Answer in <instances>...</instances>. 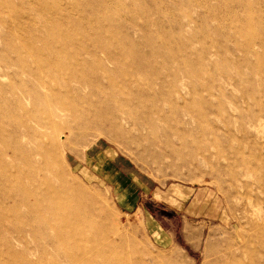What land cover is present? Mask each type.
<instances>
[{
    "label": "rangeland",
    "instance_id": "obj_1",
    "mask_svg": "<svg viewBox=\"0 0 264 264\" xmlns=\"http://www.w3.org/2000/svg\"><path fill=\"white\" fill-rule=\"evenodd\" d=\"M45 2L0 0V264H264V0ZM54 104L77 119L25 165ZM15 167L54 230L9 209Z\"/></svg>",
    "mask_w": 264,
    "mask_h": 264
},
{
    "label": "bare ground",
    "instance_id": "obj_2",
    "mask_svg": "<svg viewBox=\"0 0 264 264\" xmlns=\"http://www.w3.org/2000/svg\"><path fill=\"white\" fill-rule=\"evenodd\" d=\"M45 1L46 2L42 6H38L39 8L35 5L36 2L34 5L38 8L39 11H43L45 13H51V14L63 12L65 9H67V6L70 3V0H62L61 2H54L52 0H45ZM50 66L52 67L54 65L50 64ZM55 109H60L61 111L65 113L68 112L69 110L71 111V114H70L71 118L73 120L77 119V115L73 114V112L75 111V108H70L67 106V104H60V106L58 107L55 106L54 104V109L48 108V112H45L46 115L44 117L36 116V118L32 119L34 122L37 123V126L39 128L38 130L37 129L34 130L33 127L28 126L26 123H22L20 125V127L25 128V130L28 132L26 135H27V138L31 140L30 143H32L33 147L31 151L30 150L27 151V148H25L24 146H21V145L17 146V148L12 151V153L14 154L13 157H15L17 160L19 159L20 161H23V164L25 165L27 164L28 166L29 165L31 166L30 164L32 162L31 156L37 155L41 159V162L44 164V166L46 165L49 155L52 154V151L55 150V146H56V144L54 145L51 141V139L55 135L53 133L48 132L49 130L48 127L55 126V122L53 120V117H55L53 113ZM97 111L101 113L102 109H99ZM94 115H98V113L96 112L92 116ZM83 126L84 124H81V127ZM25 181H27L30 184V187H32L30 190H27L24 187ZM35 184L36 183L33 177V173L31 171H27V173H24L21 170V168L15 167L13 173L6 174V200L16 202V204H12L11 208L9 207V209L16 211L20 206H25L27 208V211H28L27 213L29 214V218L31 220V221L28 220V223H27L28 233L34 238L38 235V229L34 228L33 227L34 224L31 223L32 221L35 222L34 220L41 222V224L40 225L38 224V226L41 227L42 230H46L45 228L47 227L49 229L50 228L53 229V226L51 227L48 222L44 224V222L40 218L36 217V215H38L39 212L41 211L49 212L51 208V205L49 204L43 206V208H41L40 206V204H43V201L44 202L48 201L47 198H49V193L51 192L50 188L48 187V191L42 194L43 195L42 196L38 192L39 191L38 187L40 185L37 186L38 184L37 185ZM80 195H83V194H80ZM40 197L41 199L39 200ZM30 198L33 199V203L31 204L28 203ZM18 213H19V209H18ZM19 232H20V237H21V234L23 232L22 231H19ZM43 239H45V237H43ZM46 241L48 242L49 245H54L52 240H50L49 238ZM56 245H54L55 246L54 248H56ZM82 258H83V255L68 256L66 257V260H64V263L65 264H76L77 262L82 261L81 260Z\"/></svg>",
    "mask_w": 264,
    "mask_h": 264
},
{
    "label": "crops",
    "instance_id": "obj_3",
    "mask_svg": "<svg viewBox=\"0 0 264 264\" xmlns=\"http://www.w3.org/2000/svg\"><path fill=\"white\" fill-rule=\"evenodd\" d=\"M177 192H173L172 194H171V197H173V195H178V194H176Z\"/></svg>",
    "mask_w": 264,
    "mask_h": 264
}]
</instances>
